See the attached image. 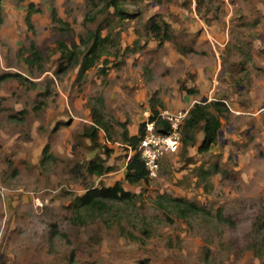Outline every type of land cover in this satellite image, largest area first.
<instances>
[{"label": "rangeland", "instance_id": "rangeland-1", "mask_svg": "<svg viewBox=\"0 0 264 264\" xmlns=\"http://www.w3.org/2000/svg\"><path fill=\"white\" fill-rule=\"evenodd\" d=\"M106 2L2 0L0 76L21 79L0 81V264H264V0H127L124 18ZM154 14L175 42L159 47L147 36ZM98 25L115 47L77 80L63 46ZM144 73L177 86L165 89L170 102L219 100L227 118L209 151L180 146L161 159L156 180L129 185L120 125L135 134L160 92L138 100ZM92 108L116 140L100 132L108 154L84 135ZM95 157L112 170L89 174ZM213 162L221 171L199 183L193 170ZM116 182L134 197L74 207L89 188Z\"/></svg>", "mask_w": 264, "mask_h": 264}, {"label": "trees", "instance_id": "trees-1", "mask_svg": "<svg viewBox=\"0 0 264 264\" xmlns=\"http://www.w3.org/2000/svg\"><path fill=\"white\" fill-rule=\"evenodd\" d=\"M127 0H107V7L113 8L114 15L119 18H124L130 16L122 9L121 3ZM38 10L31 7V10L27 13L26 23L30 29H32L31 17L33 12ZM3 24L2 16V0H0V27ZM104 26L98 25L96 29L88 31L84 37H81L80 44H72L68 49L64 48L65 52H61V55L65 58L66 67L77 68V80H81L86 72L93 68L103 57V55L109 54V49L115 47V41L113 37L109 34L103 36L101 31ZM146 34L151 39L157 42L160 47L165 42H175V34L168 22L164 19L162 15L154 14L149 17L145 25ZM60 46L62 44L59 43ZM30 59L28 61L35 62L40 58V52L34 48V45H30ZM183 53V52H181ZM185 54V53H184ZM112 55V54H111ZM115 55V53L113 54ZM102 64H107L106 60H102ZM102 67V66H101ZM103 71V70H102ZM21 79V75L18 73H5L0 76V81L7 79ZM180 89L189 94L193 92L190 88L181 86ZM155 100L153 98L149 99V104L154 107ZM162 106V104H160ZM226 104L219 100H213L210 102H196L188 110L187 115L183 121L182 125V138L181 146L183 149L187 147L197 146V151L204 153L209 151L212 146L218 144L219 141V131L222 125V119L227 118ZM158 112H152L150 119L153 120ZM91 119L92 123L86 128L84 135L89 141L95 145V147H100L103 149L104 154L110 153V150L106 147V144L100 143V132L105 133L106 141L115 142L110 135L109 124L102 117L101 113L95 108L91 109ZM123 129L119 134V141L131 147L135 150L140 140L144 134V122L139 123L137 134L129 135L123 124L120 125ZM156 131L161 133H166L168 131V123L164 120L156 121ZM198 134H201V141L197 144ZM48 146L45 145L43 152H47ZM126 158L128 157V148L125 147ZM85 167L89 174L94 176H102L109 173L112 167L106 166L105 160L99 157L90 159L85 164ZM194 175L199 183L209 182L211 175L216 174L221 171L220 166L213 162L208 164L206 167L204 165L197 166L194 170ZM124 180L129 185L140 184L142 182L149 181L147 170L143 164V161L138 152H133L129 157L124 173ZM134 197V194L129 191L124 190L120 182H116L112 186H98L89 188L84 194L77 196L74 200V207L78 209H102L105 207L106 201H126ZM186 203L184 209L190 212L193 204L190 202ZM189 207V209H188Z\"/></svg>", "mask_w": 264, "mask_h": 264}, {"label": "built area", "instance_id": "built-area-1", "mask_svg": "<svg viewBox=\"0 0 264 264\" xmlns=\"http://www.w3.org/2000/svg\"><path fill=\"white\" fill-rule=\"evenodd\" d=\"M187 112V110L159 111L153 120L150 119L151 115L147 116L144 121V134L135 150L118 143L128 148L126 162L133 152H138L147 170L148 179L156 180L159 177L161 159L167 154L176 153L181 146L182 125ZM159 119L168 123L166 133L156 131V121Z\"/></svg>", "mask_w": 264, "mask_h": 264}, {"label": "crops", "instance_id": "crops-1", "mask_svg": "<svg viewBox=\"0 0 264 264\" xmlns=\"http://www.w3.org/2000/svg\"><path fill=\"white\" fill-rule=\"evenodd\" d=\"M168 66H173V64H168L167 63V67ZM145 77H142V80L140 81L141 87L143 88L141 90V93L138 94V100L141 98L142 99L145 98L146 93L150 90H152V92H158V96H155L157 98V100L154 102V107H151L149 104V99L151 98V96H149L148 98V106L144 111V119L142 120V122H144L147 118V116H150L152 114V112H159V111H164V110H170V111H178V110H189V108L196 103L197 101H195L194 98L192 97H187L184 95L180 96V101L179 103L175 104L174 102H170L169 101V96L166 94L165 89H167L168 87H173L176 89L177 86H175L174 84H169L168 86L166 85L169 81V78L167 76H161V78L159 77L158 81H156L155 83L152 82V78H147L146 74L144 73ZM200 79V78H199ZM197 82L193 83V85H196ZM191 85H189L188 87H190ZM199 90H201L199 87L197 88ZM177 91V90H176ZM153 93V94H155ZM162 104V106L160 105ZM137 134V132L135 133ZM133 134V135H135ZM165 157V156H164ZM163 157V158H164ZM162 158V159H163ZM127 163V162H126ZM126 166V165H125Z\"/></svg>", "mask_w": 264, "mask_h": 264}, {"label": "water", "instance_id": "water-1", "mask_svg": "<svg viewBox=\"0 0 264 264\" xmlns=\"http://www.w3.org/2000/svg\"><path fill=\"white\" fill-rule=\"evenodd\" d=\"M203 101H205V99H203ZM220 132H221V131H219V136H220Z\"/></svg>", "mask_w": 264, "mask_h": 264}]
</instances>
